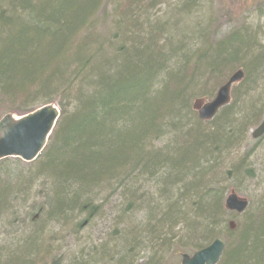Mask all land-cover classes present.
I'll list each match as a JSON object with an SVG mask.
<instances>
[{
  "label": "trees",
  "instance_id": "trees-1",
  "mask_svg": "<svg viewBox=\"0 0 264 264\" xmlns=\"http://www.w3.org/2000/svg\"><path fill=\"white\" fill-rule=\"evenodd\" d=\"M212 4L0 0V119L60 110L37 159L0 160V264H133L141 251L160 264L217 237L218 264H264V194L241 214L225 205L255 177L241 149L264 119V41L222 33L217 19L235 18ZM239 69L232 101L198 119L193 105Z\"/></svg>",
  "mask_w": 264,
  "mask_h": 264
},
{
  "label": "water",
  "instance_id": "water-1",
  "mask_svg": "<svg viewBox=\"0 0 264 264\" xmlns=\"http://www.w3.org/2000/svg\"><path fill=\"white\" fill-rule=\"evenodd\" d=\"M245 73L242 69L231 75L223 84L214 99L199 103L198 114L203 120L212 119L221 107L231 100L232 85L242 81ZM197 105L195 107H198ZM59 108L55 105L42 106L37 110L17 117L7 114L0 119V160L15 157L26 162L35 160L44 149L48 137L53 131L54 120L59 117ZM264 134V120L253 132L254 138ZM249 201L231 191L226 199V208L238 213L244 212ZM234 227V222H230ZM225 249L222 238H216L208 246L196 251L193 255L187 253L182 255L181 264H217Z\"/></svg>",
  "mask_w": 264,
  "mask_h": 264
},
{
  "label": "rangeland",
  "instance_id": "rangeland-1",
  "mask_svg": "<svg viewBox=\"0 0 264 264\" xmlns=\"http://www.w3.org/2000/svg\"><path fill=\"white\" fill-rule=\"evenodd\" d=\"M209 1L214 3L212 4L211 11H215L216 9H218V6L220 5V3L221 5L226 4L227 9L230 10V16L235 18V20L233 21L229 17L224 15L220 17L219 19H217V23L219 25H223L222 33L224 32L230 33L239 27L240 28L245 27L251 31L260 29L259 34L261 36V39L264 41V0H213V1L209 0ZM201 7L203 6L201 5ZM200 13H201L200 15H202V12ZM210 16L211 14H209V17ZM213 18L216 19V17H213ZM184 23L186 24V21ZM260 85L263 90H260L261 94H260L258 101H262L264 99V81H262ZM199 107L200 106H198V108ZM254 129L255 128H251L248 130L247 135H246V143L243 144L241 152L245 153V152L250 151L253 153L252 155H253L254 161L252 162V165H253V171H254L253 175H255V177L253 179H251L250 177H246L244 181L242 182L241 187L238 188L236 186V188L234 189L238 195L248 198L249 207H252L254 197H255V200H254L253 206H256L257 200H259V198L263 196L262 194H264V136L261 137L260 139H254L252 137V132ZM231 188L232 187L227 188V193L225 197L228 195V192L230 191ZM141 216H143V214L141 215L140 213H138L135 217L139 220ZM231 216L232 217H230V219H233L236 221V223H239V220L241 218L240 215L232 214ZM99 221L100 220L97 219L96 227L101 225ZM91 229L92 228H89V230L92 232L93 229L92 230ZM93 231H95V229ZM83 232H81L80 235L87 237V234H82ZM72 237H71V240H67L68 245L72 241H74V237L73 239ZM177 242H179V240ZM182 245H185V244L182 243L179 246H181V249L184 250L185 246H182ZM69 249L70 250L73 249V252H79V247L77 243L74 244ZM183 252H185V250ZM70 253L71 252H69L68 254ZM175 253H176L175 250L171 251L168 249L167 251H165L164 254L160 258V264H176V260H177V264H180L181 254L180 252L178 253V255H176ZM148 255L149 254L145 255L144 252L141 251L139 256L137 257V260H134L133 264L144 263L148 259ZM176 257H178V259Z\"/></svg>",
  "mask_w": 264,
  "mask_h": 264
},
{
  "label": "bare ground",
  "instance_id": "bare-ground-1",
  "mask_svg": "<svg viewBox=\"0 0 264 264\" xmlns=\"http://www.w3.org/2000/svg\"><path fill=\"white\" fill-rule=\"evenodd\" d=\"M95 18H97L96 20H99V15L98 16H96ZM94 18V19H95ZM91 27H97L98 29H97V33H101L102 31V29L101 28H99V26H98V24H96L95 23V21H92L91 23ZM96 24V25H95ZM211 25V24H210ZM104 32H106V30L104 31ZM233 86L234 85H232V87H231V92H230V94L232 95V89H233ZM50 105H52V106H54V104H47V105H44V106H50ZM56 106V105H55ZM193 107H195V105H193ZM262 109H264V104H263V106H262ZM59 112H60V110H59ZM59 119H60V113H59V117H57L56 118V120H54V128L57 126V124H58V121H59ZM198 119H200L201 121H209V120H203L202 118H200V116L198 115ZM53 128V129H54ZM51 135V134H50ZM50 137V136H49ZM49 137H48V139H49ZM47 142H48V140H47ZM244 143H246V140H245V142ZM47 144V143H46ZM46 146V145H45ZM45 148V147H44ZM253 153L252 152H249L248 153V155H247V161H249V164L250 165H252V162L254 161V158H253V155H252ZM40 155V154H39ZM38 155V156H39ZM20 159V158H19ZM37 159V158H36ZM22 160V159H21ZM22 161H24V160H22ZM34 161V160H33ZM24 162H26V161H24ZM226 199H227V196H226ZM226 199H225V204H226ZM255 200V197L253 198V201ZM73 239V238H72ZM71 240V239H70ZM74 244H76V242H75V240L74 241H72L70 244H69V247L71 248ZM70 250V249H69ZM71 250H73V249H71Z\"/></svg>",
  "mask_w": 264,
  "mask_h": 264
}]
</instances>
